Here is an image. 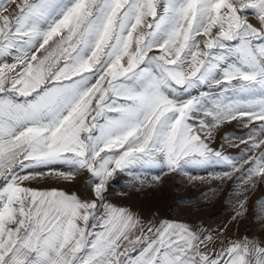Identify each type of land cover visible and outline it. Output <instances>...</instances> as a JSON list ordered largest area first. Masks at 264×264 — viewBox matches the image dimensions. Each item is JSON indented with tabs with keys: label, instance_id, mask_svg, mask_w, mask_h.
Returning <instances> with one entry per match:
<instances>
[{
	"label": "snow or ice",
	"instance_id": "1",
	"mask_svg": "<svg viewBox=\"0 0 264 264\" xmlns=\"http://www.w3.org/2000/svg\"><path fill=\"white\" fill-rule=\"evenodd\" d=\"M226 121L239 153L212 147ZM145 166L264 181V0H0V264H264L262 240L110 203ZM44 170L92 198L32 188Z\"/></svg>",
	"mask_w": 264,
	"mask_h": 264
},
{
	"label": "rangeland",
	"instance_id": "2",
	"mask_svg": "<svg viewBox=\"0 0 264 264\" xmlns=\"http://www.w3.org/2000/svg\"><path fill=\"white\" fill-rule=\"evenodd\" d=\"M253 23L256 21L253 19ZM247 128L236 121H226L213 132L212 147L225 144L224 151L240 152L243 147H228L239 141L224 140L225 133L244 135ZM203 135V133H201ZM58 172H68L67 166H58ZM87 172L75 173L65 180L57 173L37 175L30 183L34 189H58L91 199L92 180ZM219 167H187L170 172L167 168L138 167L133 173H120L109 184L107 199L115 206L130 209L144 221L186 223L201 229L217 230L214 239L239 240L247 237L264 241V181L257 179L243 190L236 176L221 179ZM240 198L246 200L240 209ZM239 212V215L237 213ZM219 240L216 242L219 243Z\"/></svg>",
	"mask_w": 264,
	"mask_h": 264
}]
</instances>
